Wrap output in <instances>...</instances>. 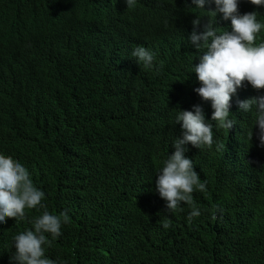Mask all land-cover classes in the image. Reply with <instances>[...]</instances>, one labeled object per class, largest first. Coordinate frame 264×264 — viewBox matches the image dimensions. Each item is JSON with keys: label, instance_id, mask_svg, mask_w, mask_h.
I'll use <instances>...</instances> for the list:
<instances>
[{"label": "clouds", "instance_id": "clouds-1", "mask_svg": "<svg viewBox=\"0 0 264 264\" xmlns=\"http://www.w3.org/2000/svg\"><path fill=\"white\" fill-rule=\"evenodd\" d=\"M15 107L53 111L43 123L64 124L66 140L97 159L133 146L137 181L105 198L102 220L115 236L138 208L146 224L180 219L187 236L213 228L223 198L239 214L264 201V0H0L2 262L64 264L55 257L67 211L43 201L24 158L4 153ZM95 108L112 116L94 123ZM128 123L160 132L151 160ZM107 170L102 163L99 172ZM26 210L21 228L3 226ZM204 243L203 264H223L220 240Z\"/></svg>", "mask_w": 264, "mask_h": 264}, {"label": "trees", "instance_id": "trees-1", "mask_svg": "<svg viewBox=\"0 0 264 264\" xmlns=\"http://www.w3.org/2000/svg\"><path fill=\"white\" fill-rule=\"evenodd\" d=\"M71 45L78 46L76 42ZM43 113L47 117L54 114L41 108L11 110L4 123L7 128L4 153L13 155L14 160L24 158L27 164L23 166L34 185L45 193L43 201L59 205L70 217L57 240L55 258L64 264H203L200 252L204 242L218 238L223 264H264V201L250 205L239 214L231 212L227 198H223L215 212L218 217L213 228L195 226L188 231V236L180 219L169 215L156 225L146 224L147 212L138 208L130 216L127 227L115 236V231L102 220L104 203L105 198L117 197L137 181V173L132 168L133 146L118 145L109 151L107 158L97 159L87 144L79 148L75 142L66 140L64 124L58 129L46 126ZM103 114L112 116L95 108L93 122L98 123ZM31 115L35 123L29 120ZM128 125L134 145L146 144L144 154L151 160L153 153L148 145L160 132L148 125ZM102 163L108 167L103 175L99 172ZM248 174L247 171L241 176ZM27 213L28 210L23 221L6 218L3 226L11 232L21 228ZM166 221L170 224L168 229L162 227ZM98 228L103 234L95 248L87 250L91 245L85 242ZM4 257L5 253L0 250V264H4Z\"/></svg>", "mask_w": 264, "mask_h": 264}, {"label": "bare ground", "instance_id": "bare-ground-1", "mask_svg": "<svg viewBox=\"0 0 264 264\" xmlns=\"http://www.w3.org/2000/svg\"><path fill=\"white\" fill-rule=\"evenodd\" d=\"M105 24H106V25H104V24L101 25L102 29L105 30V31H108L111 27H113V23L110 22V21H106ZM85 43H88V42H85ZM183 49H185V48H183ZM120 62H121V61H120ZM120 62H119V64H120ZM184 89H185V88H184ZM189 98H190V97L185 96V97L183 98V101H187ZM149 103H150V102H149ZM197 167H198V166H197ZM120 231H122V225H121V223H120Z\"/></svg>", "mask_w": 264, "mask_h": 264}]
</instances>
